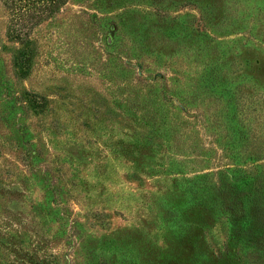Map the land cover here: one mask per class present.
Instances as JSON below:
<instances>
[{"label": "rangeland", "instance_id": "374dc122", "mask_svg": "<svg viewBox=\"0 0 264 264\" xmlns=\"http://www.w3.org/2000/svg\"><path fill=\"white\" fill-rule=\"evenodd\" d=\"M12 22L0 0V264H264V0Z\"/></svg>", "mask_w": 264, "mask_h": 264}, {"label": "trees", "instance_id": "16d2710c", "mask_svg": "<svg viewBox=\"0 0 264 264\" xmlns=\"http://www.w3.org/2000/svg\"><path fill=\"white\" fill-rule=\"evenodd\" d=\"M68 2L69 0H6L13 17L9 31L11 37L17 41H27L42 22L54 17Z\"/></svg>", "mask_w": 264, "mask_h": 264}]
</instances>
